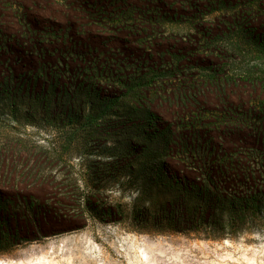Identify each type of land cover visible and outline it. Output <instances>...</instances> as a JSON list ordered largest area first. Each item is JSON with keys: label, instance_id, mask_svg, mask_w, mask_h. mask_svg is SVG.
<instances>
[{"label": "rangeland", "instance_id": "374dc122", "mask_svg": "<svg viewBox=\"0 0 264 264\" xmlns=\"http://www.w3.org/2000/svg\"><path fill=\"white\" fill-rule=\"evenodd\" d=\"M193 153L250 163L237 220L165 222ZM263 164L264 0H0V198L59 207L0 224V263L264 264Z\"/></svg>", "mask_w": 264, "mask_h": 264}, {"label": "trees", "instance_id": "16d2710c", "mask_svg": "<svg viewBox=\"0 0 264 264\" xmlns=\"http://www.w3.org/2000/svg\"><path fill=\"white\" fill-rule=\"evenodd\" d=\"M101 69H103V72L97 71V75H104L105 79H110L108 74L110 70L108 68ZM142 98L141 94L134 93L133 99L135 102L143 103L144 99ZM146 111L147 115L151 114L148 110ZM227 111L229 112L230 110ZM231 117L237 120V117L232 115ZM238 120L240 121L239 118ZM164 143L168 144L169 147L174 146V141L168 142L166 140ZM189 143L191 142L189 141ZM209 144L223 147L222 141H211ZM166 157H162V163L164 164L167 162ZM204 158L193 153L189 157V161H184L183 158L177 159V161H182L186 165L180 175L175 171L170 173L165 170L164 177L166 180L163 181V192L166 196H171V198L167 197L166 199L167 215L165 222L171 224L172 227L189 226L202 222L211 229L215 227V223L218 220L216 211L221 205L224 204L226 208L229 206L232 208L230 211L233 213H230L229 218H235L233 219L235 221L237 217L243 214V207L235 209L236 204L237 206L248 207L255 202L254 193L258 188L251 175L252 168L249 162H241L238 159L223 155L219 158L212 157L211 160ZM262 167H264V164ZM29 170L30 173L28 174H31V172L34 174L35 172L40 174V176H44L41 175L43 171H41L40 163L35 164V167L29 168ZM54 187L57 188L56 185ZM262 187L264 186L262 185ZM57 197L56 199H59ZM22 200L23 204H19L16 207L15 205L12 206L11 202L0 198V224L10 221V218L14 216L17 221L21 220L20 217H23V220L27 221V223L24 226L22 225V228H24L25 232L28 229L32 231L36 226L40 228V222L43 224V219L46 216L57 214L58 209L56 208H59L55 207L54 210L56 211H54L52 209L53 205L51 206L47 203V197L35 198L33 190H28ZM14 210L15 212L12 214ZM7 212L11 213L8 215ZM30 214H32L33 218ZM221 214L223 216L224 213L221 212ZM30 222L33 224L32 228H30ZM12 233L16 235L17 230Z\"/></svg>", "mask_w": 264, "mask_h": 264}, {"label": "bare ground", "instance_id": "6f19581e", "mask_svg": "<svg viewBox=\"0 0 264 264\" xmlns=\"http://www.w3.org/2000/svg\"><path fill=\"white\" fill-rule=\"evenodd\" d=\"M0 264H5L4 262H1ZM18 264H23L22 262L21 263H18Z\"/></svg>", "mask_w": 264, "mask_h": 264}]
</instances>
